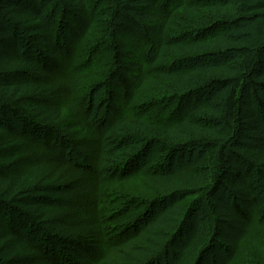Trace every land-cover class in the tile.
I'll use <instances>...</instances> for the list:
<instances>
[{
    "label": "rangeland",
    "instance_id": "1",
    "mask_svg": "<svg viewBox=\"0 0 264 264\" xmlns=\"http://www.w3.org/2000/svg\"><path fill=\"white\" fill-rule=\"evenodd\" d=\"M89 2L90 12L87 14H73L72 9L66 8L70 4L63 3L61 13L51 30L42 28L25 33L23 29L13 39L5 42L0 39V58L19 54L27 56L28 46L31 58L35 62L42 59L41 66L52 75H24L37 82L46 81L56 88L54 95H42L41 99H36L38 102L46 100L52 104L60 103L64 99L57 96L62 92L63 95L68 94L62 86L66 79L82 73V81L75 87V95L71 96L76 104L74 111L80 107L84 116L88 117V126L98 132V135L101 132L100 137H96L98 140L74 136L72 131L65 129V122H73L74 112L66 110L63 119L54 124L59 129V136L63 134L66 138L61 139L67 147L70 146L62 150L66 157H61V151H58L57 158L53 157L55 159L51 158L46 162L44 171H37L32 167L39 163L37 157L25 155L13 162L5 160L7 156L26 153L43 145L40 142L44 137L36 138V129L30 127L34 121L33 112L26 110L18 100L4 98L3 103L0 101V115L3 114L5 118L12 116L10 123L15 124L13 128L20 129L17 131L19 137L26 140L25 144L13 147H3L0 141V178L6 176L11 179L15 174L27 175L24 184L13 196H9L12 186L5 188L0 184V208H3L12 227L20 223L24 237L33 249L28 253H15L9 246H0V264H95L104 255L107 258L103 264H175L185 246L206 252L201 264H229L230 261L234 264H260L254 251L248 254V248H243L240 242L252 217L251 212L244 211V206L250 202L255 214L264 215V194L257 182L256 159L248 158L243 164L233 160L230 154L236 150V142H229L225 185L216 194L213 193L214 184L200 188L189 181L187 173L172 179L176 172H189L194 164L200 163L197 174L209 182L218 162V151L214 150L217 144L213 141L201 144L195 140L196 142L186 144L187 146H171L170 140L154 127L155 122L160 121L161 125L163 118L170 116L169 113L162 116V104H155L160 93L151 88L152 90H147L134 99L133 82L130 80L133 72L124 67L133 59L130 55L136 53L142 58V64L150 77L160 81L158 68L169 66L171 71L188 70L193 67L192 59L162 55V60L156 64L155 55L159 49L154 28L124 17V20L121 17L113 22L106 13L109 0ZM206 2L207 0H190L194 6L204 5ZM4 4L9 3L0 0V10ZM168 5L165 8L169 11L172 7ZM79 15H83L91 26L87 37H83L81 33V25L77 20ZM118 21H122L121 26ZM8 22V26L13 29V20ZM211 23L205 11L198 10L195 15L192 11H175L167 39L170 44L183 43L196 37L204 39L211 29ZM122 25L128 26L132 33H127ZM37 36L54 42L58 52L54 58L47 56L44 45L34 43ZM11 44V52L5 53V48ZM0 72L3 70L0 69ZM5 76L6 80L17 79L18 76L25 79L12 72ZM205 85V81L196 80L190 90L200 94L203 101L214 103L221 111L226 90H211ZM51 96H55V99ZM131 99L137 102L128 105L127 102ZM242 111L240 128L245 135L253 123V114L248 110L247 104H243ZM258 114L264 121V113L259 110ZM119 115L144 117L153 123L149 122V126H144L127 119L118 121ZM191 117L197 118L198 114L190 112L189 118ZM7 123L6 120L5 124ZM244 135L240 137L241 140ZM50 138L52 142L53 138ZM98 141L103 144L96 145ZM75 142L78 143L74 146L72 143ZM53 143L57 144L54 140ZM66 159L72 167L90 176L92 189L89 195L77 191L80 180L62 182L69 172ZM127 161L131 163L124 166ZM242 167L247 170L253 183L255 197L252 201H248L234 183ZM131 171L136 175L126 178ZM115 179L117 180L114 181ZM85 198L86 203L83 202ZM177 202L187 208L194 206L190 219L188 222L186 220L188 225L181 234L178 233L170 242H163L158 236L145 231L154 217ZM84 204L83 213H80ZM131 207L134 208L135 217L125 226H136L130 233L132 238L121 247H104L105 228L102 223L113 210L106 215L103 210L114 208L117 209L115 211H121ZM236 211L242 219L232 215ZM198 213L205 223V235H199L195 231ZM76 241L79 243L72 244ZM88 243L90 245H85ZM211 245L212 248L209 249ZM65 248L71 252L63 251L62 254L61 250ZM239 252L241 255H237Z\"/></svg>",
    "mask_w": 264,
    "mask_h": 264
},
{
    "label": "trees",
    "instance_id": "2",
    "mask_svg": "<svg viewBox=\"0 0 264 264\" xmlns=\"http://www.w3.org/2000/svg\"><path fill=\"white\" fill-rule=\"evenodd\" d=\"M2 1L9 3L4 4L0 10V39L2 42L15 38L16 33L23 29L25 33L42 28L51 30L54 28V23L61 13L63 3L70 4L66 8L72 9L73 14H87L90 12V0ZM167 4L172 7L169 11L165 8ZM107 8L106 13H108L110 20L113 22L124 17L134 23H143L155 29V37L158 39L157 47L159 49L155 55V58H157L156 64L162 60V55H174L179 58L192 59L193 67L188 70L171 71L169 66L158 68L157 75L160 81L150 77L149 72L145 70L142 64V58L136 53L131 54L130 56L133 59L124 65L125 68L127 67L133 72L130 74V80L133 82V98L140 97L143 92L150 91L151 88L156 89L160 93L156 97L158 100H156L155 104H162L160 107L162 116L168 113L170 116L163 118L164 121L161 125L160 121L155 122L154 127L170 140L171 146H187L186 144L196 142L195 140L201 142V144H207L209 141L217 144L214 150L218 151V162L209 182L206 178H200L199 174H197L196 170L200 163L194 164L189 172H176L172 179L175 180L176 177L187 173V178L190 182H194L200 188L214 184L213 193H218L224 187L227 176L225 167L229 158L227 146L229 142L234 141L233 143L236 142V150H233L230 157L241 164L248 158L256 159L257 182L264 194V121L258 114L259 110L264 113V0H207L204 5L199 6L192 5L190 0H109ZM181 10L192 11L194 15L198 10L206 12L212 23L210 24L211 29L206 33L204 39L196 37L194 34L195 39H188V41L183 43H169L167 34L172 26L173 14L175 11ZM10 19L13 20V29L8 26ZM77 20L79 25H81L83 37H87L90 34L91 26L83 15H79ZM118 22L119 26H121L122 21ZM122 28L127 33H132L128 26L122 25ZM34 43L41 46L44 45L48 57L54 58L58 53L54 42L49 39L37 36L34 38ZM12 49L11 44L5 48V53L9 54ZM29 49L27 46L29 52L27 56L19 54L0 58V69L3 70V72H0V101L3 103L4 98L18 100L22 102V106L26 110L33 112L34 121L32 124L30 123V127L33 126L36 129V138L42 139L44 137L40 142L43 145L26 153H15L7 156L5 160L13 162V160L21 156L31 155L39 160V163L32 167L37 171H44L48 160L51 158L55 159L53 157L57 158L58 151L62 152L63 149L70 147H67L63 140H66L65 136L63 134L59 136V129L54 126V124L63 119L66 110L69 109L71 113L74 112L72 116L73 122H65V129L69 132L72 131L74 136H82L85 139H97L96 137H100L101 132L98 135V132L96 133L88 126V117L84 116V112H81L82 109L80 107H77V110L75 109L76 111H74L76 104L71 99V96L75 95V87L82 81V73L66 79L62 86L68 94L63 95L62 92V94L57 96L64 99L63 101L60 100V103L55 102V104H52V102L50 103L46 100L39 102L36 100L41 99L42 95L46 97L54 95L56 88L51 87V84L46 81L37 82L32 80L31 77L24 76L27 74H34L39 77L52 76L50 72L41 66L42 59H39L40 62H35L31 58ZM11 72L16 74V76L21 75L25 79L18 76L17 79L6 80L5 75ZM196 80L205 81L208 89L226 90L221 111L209 100L203 101L200 94L192 93L190 86ZM108 84L111 86L110 81H108ZM51 97L55 99V96ZM134 99L127 102L128 105L136 103L137 101H134ZM243 104H247L248 110L253 114V123L247 129L245 135L241 130L242 128H240ZM190 112H195L198 117L189 118ZM178 115H180V118H178ZM12 118V116L5 118L3 114L0 115V141L3 147H13L26 143L24 138L19 137L17 131L20 129L13 128L15 124L10 123ZM117 119L118 121L127 119L144 126H149L150 123H153L144 117L132 118L127 115H119ZM6 120L7 124H5ZM243 135L244 139L241 140L240 137ZM50 136L53 138L52 142ZM46 140L48 141L46 142ZM53 140L57 144H54ZM77 143L72 144L75 146ZM101 144L103 142L98 141L96 145L99 146ZM61 152L59 155L66 157L64 155L65 152ZM240 152H243V154H240ZM68 155L71 156L70 154ZM66 161L67 159L65 164L67 163ZM130 163L127 161L124 166H128ZM66 165L69 172L63 177L62 182L80 180L81 183L78 185L77 191L89 195L92 189L90 176L86 172L72 167L71 163ZM243 168L234 183L242 191L245 198L248 201H252L255 197V193L252 190L253 183L247 175V170ZM133 173L131 171L125 177L136 175V173ZM26 176V174H15L11 179L6 178V176L1 177L0 184L5 188L12 186V193L9 196H13L24 184ZM14 180L17 181L14 182ZM160 199L165 200L164 198ZM86 201L87 199L85 198L83 202L86 203ZM82 206L83 208L79 210L80 213H83L85 204ZM193 207L187 208L184 204L177 202L154 217L149 226L145 228V231L153 236H158L163 242H170L174 236L178 235V233L181 234L187 227ZM115 210L117 209L108 208L103 210L105 215L110 214L112 211L102 223L105 228L103 235L104 243L106 244L104 247L109 249L123 246L125 242L132 238L130 233L136 227L131 224L125 226L130 220L134 219V208H126L121 211ZM244 211L246 213L251 212L252 217L250 218L249 227L241 236V245L243 248H248L246 250L248 254L254 251L260 260V264H264V215L255 214L254 206L250 202L244 206ZM232 215L235 218L242 219L237 211L233 212ZM197 216L198 224L195 231L199 235H205L206 228L203 217L199 213ZM80 218L82 216L77 219L80 220ZM122 224L124 225L121 228ZM132 224L135 223L133 222ZM118 228L122 230L118 231ZM0 232V246H9L15 253H28L33 250L30 242L24 237L25 234L20 223L12 227L6 219L3 208H0ZM52 241L55 240L52 239ZM78 243L76 241L72 244ZM85 245H90V243ZM211 248L212 245L209 249ZM182 249L175 264H201L203 255L205 256L206 254L205 251H198L189 246H185ZM68 250L65 248V250H61V253ZM240 253H237V255H241ZM58 258L59 255L57 260ZM106 258V255L98 258L99 261L95 264H103ZM231 263L232 261L229 264Z\"/></svg>",
    "mask_w": 264,
    "mask_h": 264
}]
</instances>
